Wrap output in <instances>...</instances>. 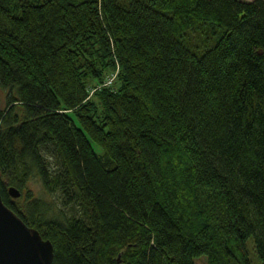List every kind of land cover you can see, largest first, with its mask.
<instances>
[{
	"label": "trees",
	"instance_id": "16d2710c",
	"mask_svg": "<svg viewBox=\"0 0 264 264\" xmlns=\"http://www.w3.org/2000/svg\"><path fill=\"white\" fill-rule=\"evenodd\" d=\"M0 199L52 264H264V0H0Z\"/></svg>",
	"mask_w": 264,
	"mask_h": 264
},
{
	"label": "water",
	"instance_id": "95a60500",
	"mask_svg": "<svg viewBox=\"0 0 264 264\" xmlns=\"http://www.w3.org/2000/svg\"><path fill=\"white\" fill-rule=\"evenodd\" d=\"M7 195L19 192L8 187ZM52 246L35 229L27 227L0 199V264H52Z\"/></svg>",
	"mask_w": 264,
	"mask_h": 264
},
{
	"label": "rangeland",
	"instance_id": "374dc122",
	"mask_svg": "<svg viewBox=\"0 0 264 264\" xmlns=\"http://www.w3.org/2000/svg\"><path fill=\"white\" fill-rule=\"evenodd\" d=\"M244 2H249L251 0H240ZM187 39H189L190 45H193L197 42L195 39V36L192 33H186ZM116 67L115 70L116 71ZM114 71L108 72L104 76L103 81L107 82L108 79H110L114 73ZM108 85V84H106ZM1 106H3V102L1 101ZM44 153L42 154L45 161L49 164L50 168H55L56 166V157L51 153L50 150L44 149ZM25 165L28 168V175L27 180L25 181L23 187L21 190H19V196L17 198H11L9 199L13 202H16L18 206H22L23 203L26 201V194H29V198L27 200H30L32 198L34 199H42L46 203H48V207L51 210L48 214V216L56 215L58 217H77L79 215V208L76 205L69 204H63V199H61V195L57 192L53 194H46L44 190L42 189L41 183L35 174L34 169L29 165V163L26 161ZM244 248L247 254V259L249 261V264H261L255 257L254 249H253V242L251 238H248L244 243ZM193 264H206L205 257H199L197 259H194Z\"/></svg>",
	"mask_w": 264,
	"mask_h": 264
},
{
	"label": "built area",
	"instance_id": "2783aa9c",
	"mask_svg": "<svg viewBox=\"0 0 264 264\" xmlns=\"http://www.w3.org/2000/svg\"><path fill=\"white\" fill-rule=\"evenodd\" d=\"M115 75H116V71H114V73H113V75H112V77L110 78V79H108V81L107 82H104L103 83V85H106V84H110V82H112V80L114 79V77H115Z\"/></svg>",
	"mask_w": 264,
	"mask_h": 264
}]
</instances>
